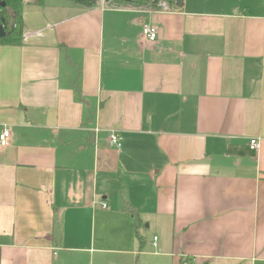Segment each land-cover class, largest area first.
Segmentation results:
<instances>
[{"label":"crops","instance_id":"1","mask_svg":"<svg viewBox=\"0 0 264 264\" xmlns=\"http://www.w3.org/2000/svg\"><path fill=\"white\" fill-rule=\"evenodd\" d=\"M183 3L23 0L0 45V264H121L93 248L97 209L140 264H264V0Z\"/></svg>","mask_w":264,"mask_h":264},{"label":"rangeland","instance_id":"2","mask_svg":"<svg viewBox=\"0 0 264 264\" xmlns=\"http://www.w3.org/2000/svg\"><path fill=\"white\" fill-rule=\"evenodd\" d=\"M48 1H55V0H48ZM16 28V27H15ZM18 31V30H17ZM17 36H21V33L19 34L16 32ZM16 36V35H15ZM115 196L117 198H112V202L114 203V200L117 199L119 201V198H121V193L115 189ZM109 206V211L112 207V203L107 202ZM98 212V223H96V230H95V240L96 245L93 247L94 249H107L109 250L108 255L106 258H110L113 262H115L116 258H122L123 260L128 261V264H135V262L140 264V254L145 250H140L139 242L136 238L135 231L133 229L129 230L126 229V222L122 219L124 217H114L113 220L103 216V213L100 212V210L97 209ZM90 223V222H89ZM146 230L144 228L140 229V233L144 234ZM134 251V256L132 255H125L126 252L118 253V255H114L115 252L113 251ZM98 253V252H97ZM148 260V264H151V262L155 261V257H144L143 260ZM121 263V264H122Z\"/></svg>","mask_w":264,"mask_h":264},{"label":"flooded vegetation","instance_id":"3","mask_svg":"<svg viewBox=\"0 0 264 264\" xmlns=\"http://www.w3.org/2000/svg\"><path fill=\"white\" fill-rule=\"evenodd\" d=\"M11 1L12 0H0V27H2L4 29V32L6 33V36L4 38L12 35V33H14L17 29V6L15 5V3H13L15 2L14 0L13 2ZM163 2L164 1L153 4V0H127L126 3L134 7L150 8L161 5Z\"/></svg>","mask_w":264,"mask_h":264},{"label":"built area","instance_id":"4","mask_svg":"<svg viewBox=\"0 0 264 264\" xmlns=\"http://www.w3.org/2000/svg\"><path fill=\"white\" fill-rule=\"evenodd\" d=\"M143 35L146 41L153 43L157 41L159 36L158 28L151 24H145L143 26ZM11 131L8 127L0 124V146L7 147L9 144ZM109 143L112 147L120 149L122 147V139L117 133H112L109 138ZM260 147L258 139H252L250 141V149L257 151Z\"/></svg>","mask_w":264,"mask_h":264},{"label":"trees","instance_id":"5","mask_svg":"<svg viewBox=\"0 0 264 264\" xmlns=\"http://www.w3.org/2000/svg\"><path fill=\"white\" fill-rule=\"evenodd\" d=\"M15 2H13V0L11 2L15 3V5L17 6V29L15 30L14 33H12V35L7 36L4 39H0V45H8V44H14L17 43L18 40L20 39V36H17L16 32L19 34L21 33V5H22V1L23 0H14ZM77 4L86 6V7H94L97 4L98 0H74ZM127 0H113L112 4L115 5H123V4H128L126 3ZM171 2V1H170ZM18 30V31H17ZM16 35V36H15ZM136 218V225L139 226L140 224V220L138 218V214L135 213ZM139 240H142V237L139 235V232L137 233Z\"/></svg>","mask_w":264,"mask_h":264},{"label":"water","instance_id":"6","mask_svg":"<svg viewBox=\"0 0 264 264\" xmlns=\"http://www.w3.org/2000/svg\"><path fill=\"white\" fill-rule=\"evenodd\" d=\"M111 0H106V2H109ZM162 1H165V0H153V4H157L158 2H162ZM175 1L176 3V7L181 9L183 7V0H173ZM4 6V4H3ZM6 36V33L4 32V29L2 27H0V38H4Z\"/></svg>","mask_w":264,"mask_h":264}]
</instances>
